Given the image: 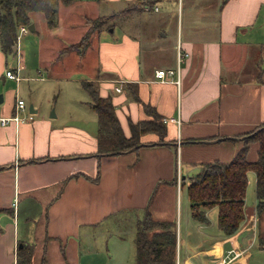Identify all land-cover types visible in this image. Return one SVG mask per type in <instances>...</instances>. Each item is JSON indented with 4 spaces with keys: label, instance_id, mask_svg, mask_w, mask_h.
<instances>
[{
    "label": "crops",
    "instance_id": "1",
    "mask_svg": "<svg viewBox=\"0 0 264 264\" xmlns=\"http://www.w3.org/2000/svg\"><path fill=\"white\" fill-rule=\"evenodd\" d=\"M135 1L59 3L52 27L42 13L31 14L35 33L43 30L50 48L48 57L39 55L35 75L60 80L64 93L59 98L54 86L51 99L48 92L38 98V87L32 88L28 107L25 103L17 111L13 89L23 78L6 76L17 66L7 67L0 48V79L12 87L0 101V119L10 118L0 123V264H16L24 246L30 251L25 264H135L134 237L145 208L156 220H176L177 264H248L255 254L264 218L260 221L256 212L253 170L247 172L245 218L231 236L200 222L186 192L188 177L206 163L231 160L244 135L264 123V0H178V11L164 0L161 18L152 17L161 0L150 9L146 3L144 9H130ZM77 2L96 9L81 12ZM108 3L116 14L130 10L113 36L95 29L83 55L70 51L60 57L63 47L80 38L66 37L83 29L86 15H108ZM173 12L175 34L168 37L154 25L159 20L164 25ZM17 44L14 51L21 54ZM160 55L165 57L147 60ZM21 56L18 75L34 68ZM160 68L174 74L159 79ZM71 75L81 88L82 80L96 81L126 136L130 122L151 118L153 110L163 119V139L145 132L136 149L97 153V114L90 95L65 96ZM17 113L27 119L15 121ZM170 117L176 121H164ZM249 146L248 159L255 161L257 145ZM250 187L255 198L249 197ZM127 230L134 233L126 245Z\"/></svg>",
    "mask_w": 264,
    "mask_h": 264
},
{
    "label": "trees",
    "instance_id": "2",
    "mask_svg": "<svg viewBox=\"0 0 264 264\" xmlns=\"http://www.w3.org/2000/svg\"><path fill=\"white\" fill-rule=\"evenodd\" d=\"M73 0H0V48L7 55L15 54L21 26L32 22V13H42L48 26L57 23L59 3L71 4ZM154 4L158 0H149ZM149 6V3H147ZM107 18L105 15L88 19L90 27L78 42L70 43L59 51V56L70 51L83 55L88 48L95 24ZM82 87L89 93L90 106L97 114V153L116 155L140 146V136L145 132H156L163 139V119L153 110L149 119L130 122V135L126 136L115 113L109 96L99 94L96 81L82 80ZM242 148L228 162L219 160L206 163L202 169L191 175L187 193L195 217L208 222L207 210L217 208V226L225 236L238 231L245 218L247 172L256 174V212L260 221L264 218V123L244 135ZM257 144V158L248 159L249 144ZM98 175V174H97ZM258 248L264 250V225H259ZM136 245L135 264H177V223L156 220L145 208L144 216L138 220L134 237ZM18 253L16 264H25L30 251L24 246ZM22 251V253H21ZM20 256V257H19Z\"/></svg>",
    "mask_w": 264,
    "mask_h": 264
},
{
    "label": "rangeland",
    "instance_id": "3",
    "mask_svg": "<svg viewBox=\"0 0 264 264\" xmlns=\"http://www.w3.org/2000/svg\"><path fill=\"white\" fill-rule=\"evenodd\" d=\"M163 1L164 0H161L158 2V6H159L160 10L159 11L155 10L152 12L153 18H155V17L161 18V15L164 14L163 6H162ZM170 1L172 2V5H171L172 8H175V11H178V0H170ZM206 1L209 2L210 0H206ZM144 3H146V4L149 3L150 5L153 4L149 0H136L134 2V4L132 3L128 7L130 9H137V7L144 9V7H143ZM75 6H77L79 8V10H81V12H91L92 10L96 9V5H92L89 3L86 6H83L77 2L75 4ZM113 8H114L113 5H109V3H108L106 5V9H105L109 12L108 15H105L107 18H105L103 21H101V22L99 21V23L95 24L96 30H104L106 34H108L110 32L111 36H113V34H114L113 30L115 28V25L119 22L120 18L123 16H127V17L130 16V13H129L130 10H128L127 7H126L127 11H125L124 13H119V14H116V11ZM146 9H150V6L148 4L146 6ZM174 14H175V12H173L172 18L167 17L166 23L164 25H163L162 20H159L157 25H154V23H151V25L152 26L154 25V27L156 28L157 31L160 30L161 34L167 33L168 37H171L172 35L175 34V31L173 34L172 29L176 28V25H175L176 19H175ZM99 15L101 16V14H98L96 16L86 15V17H84V22H83L84 24L82 25L83 29L81 31H76L74 33H72V31H71L70 33H72V35L70 37H66L67 40H72V39L76 38L77 36H79L81 38L86 32L85 27L88 26V28H89L91 25L90 23H88V18H90V17L96 18ZM143 16L149 17L150 15L143 13ZM94 18H91V19H94ZM42 27H46L45 24H42ZM37 32L38 33H35V30L30 31L28 29L26 31L27 34H25V35L22 34L21 37H19V47H20L21 54H17L14 57L12 55L11 56L7 55V58H6L7 67H9V66L16 67L17 65H19L18 60H19V58L22 59L21 55L23 54V60L25 59L26 65L27 66L28 65L34 66V68H32V69L27 68L23 72H22L23 69L21 70L22 77H19V78H23V79H19L18 86L16 87V89H15V87L13 89V94L14 95L16 94V96L18 98L21 97L25 101L27 107L29 105V100L31 99V96H32V93H31L32 88L38 87V89H37L38 98H43V99L45 98L47 92H48V97L50 99L53 97V93L51 91L52 90L51 88H53V86L56 87L57 90H59L58 98L60 96H62V93H64V92H62V87H61L62 83L60 80L57 81V80L48 79V77H47L48 73H42V74L40 73L38 75H35V71H36V68H38V63L40 60L39 55H41L42 57H48L50 54V48H49L48 43L46 41L48 39L47 34H43V30L40 31V28L37 29ZM80 38L78 39V41L80 40ZM78 41H76V42H78ZM22 50H23V53H22ZM152 57H153V59H151ZM160 57L163 58L165 56H161V55L159 57L151 56V57H148L147 60L151 59L152 63H154V61H155L154 58H160ZM69 74H70V72H69ZM19 75H20V72H19ZM72 77L74 79L65 80V86H64V88L66 89L65 96L79 95V94H82L85 96L89 95V93L84 88L80 87V84L77 81V79H75V76H72ZM41 78H44V79L41 80ZM43 85H44V87H42ZM0 88H1L0 94L3 95L4 92L6 93L7 90L11 89L12 87H11V85H8L7 81L3 82L0 79ZM57 90H56V95L58 94ZM90 100H91V97H90ZM185 175H186V173H185ZM187 179H189V177ZM251 191H252V187H250V192ZM247 195H248V192H247ZM253 196L255 198V195L252 191L250 193L249 197H253ZM210 209L209 210L211 212L209 211V213H208V222H207L206 227H208L209 230H214V228H217V213H216L215 207H212ZM192 213H194V211H192ZM190 215H191V213H190ZM128 223H130V221ZM196 223H197V221H196ZM188 225L193 226V222H189ZM184 228H185V224L183 221L182 235H183ZM127 231H125V233H124V237H126V240H125L126 245H127V243H129L130 237L132 236V238H133V233H134L132 231H128V232ZM208 233H212V231H208ZM134 249H131V250L134 251ZM127 252H128V250H126V253ZM248 264H264V250H261L258 248V251H255V254L253 253V257L250 258Z\"/></svg>",
    "mask_w": 264,
    "mask_h": 264
},
{
    "label": "built area",
    "instance_id": "4",
    "mask_svg": "<svg viewBox=\"0 0 264 264\" xmlns=\"http://www.w3.org/2000/svg\"><path fill=\"white\" fill-rule=\"evenodd\" d=\"M154 10H157L158 9V6L155 8H153ZM28 30V26H21L20 27V31L21 32H26ZM22 65H17L16 69H7L5 74L7 77L11 78V79H14V80H18L19 79V75H18V71H19V68H21ZM179 72L177 71V83H179L180 81V78H179ZM156 77L159 78V79H164L165 77L167 76H170V75H173L174 74V70L173 69H163V68H160V69H157L156 72ZM117 91H120L121 88L118 87L116 88ZM25 108V101L21 98L17 99V102H16V110L17 111H20V110H23ZM32 117L31 116H28V119H31ZM12 119H14L15 121H24L26 120L27 118L26 117H22L20 116L18 113L15 114ZM10 120V118H1L0 119V123L1 124H5L6 122H8ZM174 121L175 119L170 117L169 119L167 118H164V121ZM176 121V120H175ZM231 261H222V264H230Z\"/></svg>",
    "mask_w": 264,
    "mask_h": 264
},
{
    "label": "water",
    "instance_id": "5",
    "mask_svg": "<svg viewBox=\"0 0 264 264\" xmlns=\"http://www.w3.org/2000/svg\"><path fill=\"white\" fill-rule=\"evenodd\" d=\"M28 29L30 30V31H34V24L33 23H31V24H29L28 25ZM2 100V94H0V101Z\"/></svg>",
    "mask_w": 264,
    "mask_h": 264
}]
</instances>
